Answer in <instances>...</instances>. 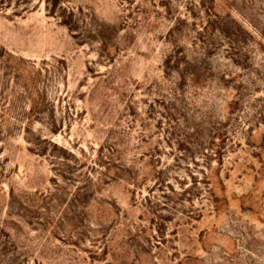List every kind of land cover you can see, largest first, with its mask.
Wrapping results in <instances>:
<instances>
[{
	"label": "rangeland",
	"instance_id": "374dc122",
	"mask_svg": "<svg viewBox=\"0 0 264 264\" xmlns=\"http://www.w3.org/2000/svg\"><path fill=\"white\" fill-rule=\"evenodd\" d=\"M0 264H264V0H0Z\"/></svg>",
	"mask_w": 264,
	"mask_h": 264
}]
</instances>
